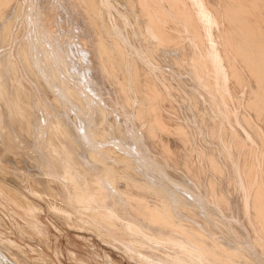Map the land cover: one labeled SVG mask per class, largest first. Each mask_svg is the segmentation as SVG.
Listing matches in <instances>:
<instances>
[{
  "label": "bare ground",
  "instance_id": "obj_1",
  "mask_svg": "<svg viewBox=\"0 0 264 264\" xmlns=\"http://www.w3.org/2000/svg\"><path fill=\"white\" fill-rule=\"evenodd\" d=\"M31 1L0 0L5 165L146 261L264 264V0H36L46 36L13 55Z\"/></svg>",
  "mask_w": 264,
  "mask_h": 264
},
{
  "label": "rangeland",
  "instance_id": "obj_2",
  "mask_svg": "<svg viewBox=\"0 0 264 264\" xmlns=\"http://www.w3.org/2000/svg\"><path fill=\"white\" fill-rule=\"evenodd\" d=\"M34 1L36 2V0H32L31 2L33 3H25L27 6L24 4L26 7H24V11H26L27 9L26 13L29 12L28 14H31L30 21L27 23L25 21L24 23L22 21L23 18L19 17L20 20L17 19L18 21H16L17 23H15L17 27L16 25L14 27V36L19 37L20 33L22 34L21 31H23L24 36L21 35L19 38L17 37L13 39V43L11 44L12 48L9 46V50H12L13 53L12 51H8L13 55L16 54V50L21 46L19 45L20 42V44L25 42L23 46L25 44H28L26 46L31 45V42H33V33L38 32L35 35H37L39 39H41L43 35L46 36V34L43 33V30L45 28L42 26L37 12L40 11L42 7H40V9L37 2L35 4ZM33 25L35 27H33ZM21 26H24L23 28L26 30H24ZM23 37L29 39L27 40L28 42L26 41V39L23 40ZM16 39H20V42L19 40L16 41ZM16 42L18 43L16 44ZM48 45L50 47H53V45L55 46L56 44L52 43V46L51 44ZM48 45L46 48L49 47ZM50 47L48 49L49 51H52L54 47L52 49H50ZM58 53L59 55H62L61 51H59ZM64 75H66L68 79L66 76L64 77ZM22 78L27 82L30 81L31 86L33 85L32 81L29 79L30 77ZM63 78L68 82L70 77L64 73ZM70 79L73 78L71 77ZM69 81L72 86L76 83L74 82V80ZM54 89L50 87V90H47L48 93L46 92V90L45 92L50 97L53 96L52 94H54V96L56 97V95L58 94V92L56 91L57 88L55 90ZM53 90L54 92H57V94L54 93ZM50 91L53 93L51 94ZM36 93L39 96V93ZM39 99L42 101L41 96H39ZM106 99L108 98L106 97ZM18 140L19 139L16 140L18 142V145L20 147L22 146V149L23 147H25V151H28L27 145H23V142L21 143V139V141ZM110 146L112 147V145ZM117 148L118 147H116V149ZM116 149L115 151L117 152L118 150ZM120 152L122 153L123 151H120L119 149V153ZM29 153L34 155L35 151H33L32 149V152L29 151ZM119 155H124V152ZM19 157L22 158L21 164H24L26 159H24L22 155ZM32 163V166L35 165L33 159ZM10 166L11 165H5L2 160L0 161V182L6 183L16 188L25 197H27L29 201L38 205L40 207V210L33 217L28 216L25 211L13 201H11L9 197H7L5 194L0 193V250L3 251L4 256L7 255V257L5 256V261L7 263H13V261L20 260L14 252L18 251L23 254V256L26 257L31 264H165L157 260L153 261V259H149L148 261H146L140 256V254H137V256H135L136 254L125 250L116 241H112V239L100 235V233L97 232L95 228H91L90 225H83L84 227H82L78 224H75L76 228L75 226L71 228L69 226H66L67 224L64 225L65 223H63V221H61L57 216H55V214H53V210L60 213L61 215L66 216H71L70 213L50 207V203L48 204V201L40 198L33 191L31 175L12 166L10 168ZM33 171L37 174L42 173V171L37 168H34ZM40 188L43 189V187L39 186V190H42ZM6 244H8L10 247L7 248Z\"/></svg>",
  "mask_w": 264,
  "mask_h": 264
}]
</instances>
